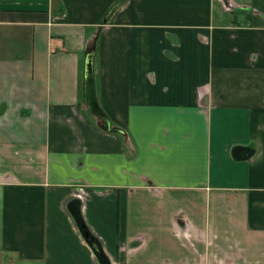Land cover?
I'll use <instances>...</instances> for the list:
<instances>
[{
	"label": "crops",
	"instance_id": "obj_1",
	"mask_svg": "<svg viewBox=\"0 0 264 264\" xmlns=\"http://www.w3.org/2000/svg\"><path fill=\"white\" fill-rule=\"evenodd\" d=\"M73 199L110 264H264V0H0V264H101Z\"/></svg>",
	"mask_w": 264,
	"mask_h": 264
},
{
	"label": "water",
	"instance_id": "obj_2",
	"mask_svg": "<svg viewBox=\"0 0 264 264\" xmlns=\"http://www.w3.org/2000/svg\"><path fill=\"white\" fill-rule=\"evenodd\" d=\"M93 58H94V50L91 51V53L87 56L85 61V74H84L85 99L89 110L93 114L103 118L105 121H108V117L99 106V103L97 102L95 95ZM85 237L88 240L91 247L93 248V250H95V252L99 256L103 255L97 241H95L88 233L85 234Z\"/></svg>",
	"mask_w": 264,
	"mask_h": 264
},
{
	"label": "trees",
	"instance_id": "obj_3",
	"mask_svg": "<svg viewBox=\"0 0 264 264\" xmlns=\"http://www.w3.org/2000/svg\"><path fill=\"white\" fill-rule=\"evenodd\" d=\"M69 208L71 210V213L74 215V217H75L79 227L81 228V231L83 232V234L88 233L90 236H92L94 238V236L89 231V229H88V227H87V225L83 219L82 212H81V205H80L79 201L76 199L71 200L69 202ZM99 259H100L101 264H110V262L108 261L106 256L101 255V256H99Z\"/></svg>",
	"mask_w": 264,
	"mask_h": 264
}]
</instances>
